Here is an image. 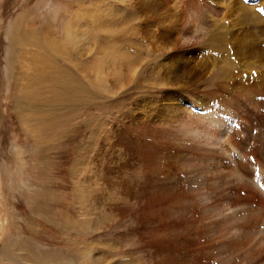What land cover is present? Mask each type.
<instances>
[{
    "label": "rangeland",
    "instance_id": "374dc122",
    "mask_svg": "<svg viewBox=\"0 0 264 264\" xmlns=\"http://www.w3.org/2000/svg\"><path fill=\"white\" fill-rule=\"evenodd\" d=\"M107 1L0 0V264H164L163 258L170 263L176 255L175 249L146 248L144 176L142 170L133 173L131 168L138 162L117 137L125 125L146 124L149 107L162 106L163 90L170 87L158 83L163 81L165 61L175 62L170 43L175 37L161 33L165 29L161 31L159 20L152 28L156 37L148 35L146 0H130L127 5L125 0H111L114 8L127 12L122 15L127 23L120 17L111 30L94 32L78 47L72 40L63 41L77 15L96 31L98 24L86 13ZM224 1L218 6L213 32L220 40L224 37L227 47L235 48L246 29L245 17L251 19L264 10V1ZM240 1L254 5L256 12L241 9ZM179 2L172 0L165 15L181 9ZM18 21L21 33L50 34L64 43L60 55L47 38L15 46L9 30ZM110 48L115 59L131 60L141 73L123 68L117 75L114 69L97 79V53L103 58ZM209 53L202 55L219 58ZM17 54L23 59L16 61ZM40 60L54 62L74 76L72 85L81 93L51 101L50 91L45 90L48 100L35 91L41 101L28 109L24 89ZM146 70L152 72L150 78ZM133 175L143 182L132 189L139 198L127 196L123 189ZM4 251L6 259L14 262L5 259Z\"/></svg>",
    "mask_w": 264,
    "mask_h": 264
},
{
    "label": "bare ground",
    "instance_id": "6f19581e",
    "mask_svg": "<svg viewBox=\"0 0 264 264\" xmlns=\"http://www.w3.org/2000/svg\"><path fill=\"white\" fill-rule=\"evenodd\" d=\"M110 1L86 13V18L98 24L96 31L82 21L84 16L77 15L63 41L72 40L78 47L94 32L109 31L120 17L124 20L127 12L114 8ZM125 1L127 5L130 0ZM221 1L181 0V9L165 15L172 0H146L148 35L156 37L152 28L159 20L161 31L165 29L161 33L175 37L170 41L175 62L165 61L163 81L158 83L170 88L163 90L159 110L149 107L146 124L125 125L117 137L138 162L131 168L133 173L142 170L144 176V183L139 176L129 177L123 189L127 196L139 198L133 187L142 183L146 187V248L176 251L170 263L160 255L164 264H264V10L251 19L245 17L241 44L229 48L224 37L220 35V40L213 32L218 6L226 3ZM239 3L246 12H256L254 5ZM21 23L9 30L15 46L47 38L60 55L64 43L50 34L21 33ZM111 48L103 58L97 53V79L114 69L117 75L123 68L141 73L131 60L115 59ZM207 51L219 58L204 57ZM16 56L18 61L20 54ZM41 64L29 75L24 89L28 109L41 101L33 95L35 91L46 100L52 95L51 101L81 93L72 85L74 76L54 62ZM7 253L3 252L5 259Z\"/></svg>",
    "mask_w": 264,
    "mask_h": 264
}]
</instances>
